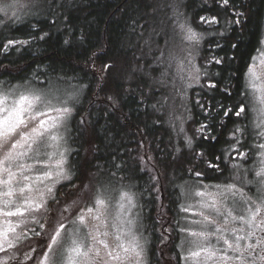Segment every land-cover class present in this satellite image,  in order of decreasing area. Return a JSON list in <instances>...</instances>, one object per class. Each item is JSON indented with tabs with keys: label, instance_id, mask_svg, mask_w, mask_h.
<instances>
[{
	"label": "trees",
	"instance_id": "1",
	"mask_svg": "<svg viewBox=\"0 0 264 264\" xmlns=\"http://www.w3.org/2000/svg\"><path fill=\"white\" fill-rule=\"evenodd\" d=\"M176 4L203 35L199 65L204 79L189 94L190 148L180 146L165 124L161 89L151 78L161 70L153 60L161 36L153 29L168 25ZM213 16L218 23L200 19ZM33 17L0 29V82L82 87L70 131L71 183L78 186L73 193L84 184L94 189L121 182L136 193L151 227L159 215L152 207L157 181L169 180L177 198L178 184L200 179L196 172L210 180L228 177L222 163L228 135L243 121L234 111L223 113L247 103L244 74L258 44L264 0H230L227 11L219 0H48ZM237 19L239 24L230 23ZM9 39L30 42L5 50ZM105 64L112 67L105 70ZM203 123L206 127L198 132ZM243 140L253 143V138ZM209 162L221 164L219 171L208 168ZM71 197L59 199L63 204ZM153 240L161 241L155 232Z\"/></svg>",
	"mask_w": 264,
	"mask_h": 264
},
{
	"label": "snow or ice",
	"instance_id": "2",
	"mask_svg": "<svg viewBox=\"0 0 264 264\" xmlns=\"http://www.w3.org/2000/svg\"><path fill=\"white\" fill-rule=\"evenodd\" d=\"M36 3L37 0H0V14L20 21L24 16L35 15L32 8ZM219 5L227 11L230 0H219ZM233 15L243 14L234 12ZM200 19L202 22L218 23L216 16L210 20L205 17ZM2 23L3 20H0ZM230 23L239 24L240 20ZM180 27L183 29L185 26L181 24ZM185 39L198 40L199 36L188 28ZM29 42L9 39L3 47L7 50L13 45L23 46ZM258 52L264 55V39L259 41ZM215 62L220 63L218 60ZM111 67L110 64L104 65L105 70ZM252 71L250 65L246 75ZM43 83L47 87L34 89L26 82L5 92L3 82H0V252L6 257L0 258V264H21L15 253L19 250L18 245L26 240L29 241V252L24 254L23 260L27 264H132L133 261L135 264H145L146 250L133 232V220L126 215L135 206L133 195L121 192L118 209L124 211H118L115 218L118 224L109 223L110 198L107 196V186L103 184H97L94 189L84 184L79 188L76 199L60 207V189H64L66 184L71 185L62 193L65 197L78 189V186L71 184L74 173L67 166L68 150L62 149L64 137L60 131L73 112L68 105L75 100L76 94L63 92L51 81ZM18 87L25 90L15 97L13 105L9 107L6 102ZM246 87L256 89L251 81ZM257 99L264 105V95ZM233 111L236 117H240L247 112V105L242 103L238 109L233 107L223 114L230 116ZM257 117L256 127L261 129L259 136L264 137V107L260 108ZM205 127L201 125L197 131L202 132ZM243 131L236 127L232 138L235 139L236 133L243 135ZM236 145L243 147L239 140H236ZM254 147L264 150V143ZM238 155L245 159L249 156L245 152H238ZM259 156V166L251 170L252 179H241V164L231 165L237 170L233 179L240 181L241 186L235 182L213 185L217 189L214 193L200 190L201 187L207 189V185H197L191 192L185 186H180L181 197L201 198L196 202L199 210L195 212L200 219L184 217L188 224L198 225L201 230L179 229L186 235L177 247L183 250L185 245L189 246L187 254L180 256L184 264L193 261L201 264L202 255L203 264H264V198L257 203L243 191V185H254L258 192L264 193V151ZM219 159L221 157H217ZM207 167L219 171L220 166L209 162ZM203 175V172L195 173L197 178ZM89 192L91 196L81 206V200ZM204 197L209 199L205 200ZM228 201H231L232 207L226 206ZM53 202L55 207H52ZM239 204L248 205L247 216L233 213V208ZM221 206H225L224 212ZM193 207L182 204L180 211L188 212ZM205 210L214 212L215 217L206 215ZM73 212L75 215H72ZM121 215L124 219L120 218ZM220 217L222 223L217 219ZM10 218H17L16 222ZM18 228L26 229L31 237H27L23 231L18 233ZM212 238L216 244L211 243ZM31 239L36 240V246L32 245Z\"/></svg>",
	"mask_w": 264,
	"mask_h": 264
},
{
	"label": "rangeland",
	"instance_id": "3",
	"mask_svg": "<svg viewBox=\"0 0 264 264\" xmlns=\"http://www.w3.org/2000/svg\"><path fill=\"white\" fill-rule=\"evenodd\" d=\"M48 0H37L36 5L32 8V11L35 12V15L30 16H24L20 21H14L12 19H8L4 17L2 14H0V20H3V23L0 24V29L3 27L7 28L9 26H13L16 24H20L23 22L28 21L27 19H33V16H38L42 9L43 4L46 3ZM9 15H11V11L9 12ZM183 24L185 27L182 29L180 25ZM191 28L193 32L197 33L199 36L198 40H187L185 39V36L187 35V29ZM154 34L155 36H161V42H156L154 44V63H158L161 66V70L155 75H152L151 78L153 80L154 85H158L161 89L160 91V97L162 100V104L164 106V122L170 128V132L176 137V139L179 140L180 146L185 148H190V146L193 144V138L192 135L188 129V121H189V108H190V89L191 88H199L202 86V81L204 79V72L201 69L199 65V56L201 52L202 47V39L203 35L194 29L191 24L188 21L187 14L183 11L179 5H173L171 8V12L168 15V25L166 27L164 26H158L154 27ZM252 66V63L250 64ZM248 71V70H247ZM249 75L247 74V78ZM28 84L31 85L34 89H40L45 88L47 85L39 84V83H32L29 81H26ZM26 82L23 83H15L12 85H3V90L7 92L9 89L13 88V86H20L25 85ZM52 83L59 89H61L63 92H74L75 100L69 103V107L73 108V112L71 116L67 119L65 125L60 129L61 134L64 137V142L62 143V149H67V160H68V167L70 168L71 172V165H70V154L72 151L71 145H70V131H71V122H72V115L74 113V106L76 100V96L80 94L81 86H74V85H62L58 83ZM81 87V88H80ZM25 89L23 87H18L16 89V92L14 95H10L9 99L7 100V105L11 107L13 105L14 99L16 96H18L21 92H23ZM247 108L249 110H252L251 115H247L248 125L255 129L256 124L258 123V117L257 113L259 112L261 107H264V105H261L259 103V100L257 99L258 95L253 90L251 91L250 87H247ZM197 100V99H195ZM2 106V105H0ZM253 109H256V111H253ZM243 119V116L242 118ZM236 140L242 141V135L240 133H236L235 139L230 137V143L227 146L228 148L225 149L224 155H226L227 158L230 157L228 160L224 156V170L228 173L227 180L230 179L233 181V177L236 175L237 170L233 169L231 165L236 161L238 158H241L236 151H239L240 148L235 144ZM190 141V143L188 142ZM244 141V140H243ZM234 142V143H232ZM233 145H236L234 148ZM238 148V150H237ZM149 159L153 161V158L150 156ZM259 160L257 162L256 166H259ZM31 161H29L30 163ZM255 162H252L250 164L251 167L255 166ZM73 173V172H72ZM37 173H33L35 175ZM7 178V177H4ZM162 184V194L160 191V185ZM72 184V183H71ZM89 185V184H88ZM197 185H207L202 184L197 179L194 180H188L185 182H181L178 184V197L174 198L172 194V188L170 189L171 182L169 180L164 181H157L156 185V194L152 199V207L158 209L159 215H156L152 218V222L150 223L151 227H149V223L146 222L147 216L144 213V210L142 209L141 205L139 204L138 197L136 193L133 191V189L129 187H125L119 182L116 186L113 185L112 187H108L107 196L110 198V208H109V214H110V220L109 223L116 222L119 223L118 220L115 218L117 217L118 211L123 212L124 210L118 209V201H120V194L121 192H128L129 194L133 195V201H134V207L131 208L130 211H127L126 215L128 219L133 220V232L139 239V241L143 244L145 248V255H144V261L145 264H148V257L147 254L149 252V247L151 245V242L153 240V234L155 232L158 239H161L163 237L161 230L162 225L169 220V225L166 227V231L171 232V235L177 239L178 241L175 244V247L177 251L180 252L182 250L181 248L177 247L181 243V239L186 235L185 233H181L179 231L180 228H190L191 230H195L198 225H190L186 222L184 217H187L189 219H196L193 215L195 212H197L199 209L196 206V202L200 200L199 197H181L180 196V186H185L186 189L191 192L196 188ZM65 186H68L67 184ZM127 186V185H126ZM207 189H204L201 187L200 190H206L209 193H214L217 191L216 188L212 187L211 185H207ZM42 187V186H41ZM71 187V185H70ZM67 189L65 187L64 189H60V193H58V196L60 199L66 200L67 198L62 195V193ZM167 193V195H166ZM91 192L88 193V196L86 195L81 200V206H83L85 203H87L89 197L91 196ZM35 195V192L33 193ZM74 196V197H71ZM78 196L77 193H73L71 195H68V197H71L68 201L65 203H61L60 201V207H63L64 204L69 203L71 200L76 199ZM180 196V197H179ZM65 197V198H64ZM205 200H208V197H204ZM210 202V201H209ZM230 202V201H229ZM229 202H226L227 204ZM187 206L189 204L194 205V207L188 211V212H181L180 207L181 205ZM52 207H55V203L53 202ZM128 208V205L126 204L125 209ZM223 210V206H221V211ZM206 211V210H205ZM206 214V213H205ZM72 215H75V212H73ZM121 219H124V216L121 215ZM13 220V222H16L17 218H10ZM29 227H32V225H29ZM196 227V228H195ZM26 236H31L30 232L25 233ZM36 241L35 239H31L30 242L33 243ZM29 241H25L21 247L26 246ZM157 242V241H156ZM187 246V245H185ZM184 246V247H185ZM20 247V249H21ZM178 252V253H179ZM191 264H194L193 262H190Z\"/></svg>",
	"mask_w": 264,
	"mask_h": 264
},
{
	"label": "flooded vegetation",
	"instance_id": "4",
	"mask_svg": "<svg viewBox=\"0 0 264 264\" xmlns=\"http://www.w3.org/2000/svg\"><path fill=\"white\" fill-rule=\"evenodd\" d=\"M261 39H264V20H263V24H262V28H261V32H260V36H259V40H258V44L257 47L255 49V51L252 53V55L249 58L248 61V65L244 74V87H245V94L247 93V87L246 85L249 83V81H251V83L256 85V89H253L250 87L251 91L253 90L254 92H256V94L259 96L264 95V55H261L258 52V48H259V41ZM256 57L255 60H253V57ZM252 63V73L248 74L249 77L247 78V70L250 66V64ZM247 97V94H246ZM252 110H249L247 108V112L244 115H241L240 117L242 118L243 116V125L242 126H237L240 127L241 129H243V135L240 133V135H242V138H246V142L248 139L253 138V143L249 146V144H244L243 140L241 141V143L243 144V147L237 145L240 150L236 151V153L238 152H245L248 153L249 156L247 159H245L244 157L238 158L235 163H239L241 164L243 167L239 169V175L241 177V179H252V171L257 165L258 159H260L259 153L261 151L260 148L258 147H254L256 145H259L261 143H264V137H260L259 136V132L261 131V129L255 127V129L251 128L248 125V120L246 119V115L250 114L251 115ZM203 125H205V123H203ZM230 134L228 136L232 137V133L233 131L229 132ZM240 141V140H239ZM234 143V142H232ZM236 144V143H235ZM228 148V147H227ZM238 150V148H237ZM225 158L226 155H224ZM228 160L230 159L227 158ZM217 161V160H216ZM224 161V159H223ZM252 162H255V166L251 167L250 164ZM219 163V162H218ZM224 163V162H222ZM221 165V164H219ZM259 165V164H258ZM199 182H201L202 184H207V185H218V184H226V183H231V182H235L237 183L238 186H241L240 181H231L230 179L227 180V177L225 178V180H210L209 178H207L206 176H202L200 177V179H198ZM243 191L247 194V196L252 197L253 200L257 201V203L260 202L261 198H264V193L258 192L257 191V186L254 185H243ZM229 202V201H228ZM227 207H232L231 201L227 204ZM247 207L248 205H243V204H239L236 207L233 208V213L235 215H245L247 216ZM253 208L255 207L254 205L252 206ZM225 211V206H223V210L222 212ZM206 215H212L213 217H215V213L214 212H210L209 210L205 211ZM196 219H200L199 216H196L195 214L193 215ZM220 220V222H223L222 217L217 218ZM169 220L166 221V223H164V226L161 230V233L163 235V237L161 238V241L159 242H151V245L149 247V252L147 254L148 257V264H184V261L180 259V256L187 254L188 250H189V246H185L183 248V250L177 251L175 244L177 242L174 241H178L177 239H175L172 235L171 232L166 231V227L169 225ZM238 224V222H237ZM231 226V225H230ZM196 228V227H195ZM39 230V229H37ZM196 231L201 230L200 226H197V228L195 229ZM23 231L24 233L27 232L26 229H17V232H21ZM27 237H31L30 235ZM13 238L12 235L10 234V239ZM198 243H200V241H198ZM211 243L212 244H216V240L214 238L211 239ZM25 243H22L20 245H18L19 250L16 251V256L19 258L21 264H27L26 261L23 260V256L25 253L29 252V249H26V246L21 247V245H23ZM33 246H36V241H34L32 243ZM206 246V245H205ZM21 247V249H20ZM192 250H196L195 248H192ZM179 252V253H178ZM9 254H11V250H9ZM0 258H6L5 254L3 252H0ZM201 260V264H203V255L200 257ZM132 264H135V262L133 261ZM191 264V263H190ZM195 264V262H194Z\"/></svg>",
	"mask_w": 264,
	"mask_h": 264
},
{
	"label": "water",
	"instance_id": "5",
	"mask_svg": "<svg viewBox=\"0 0 264 264\" xmlns=\"http://www.w3.org/2000/svg\"><path fill=\"white\" fill-rule=\"evenodd\" d=\"M160 191H161V195H163V194H162V184H160Z\"/></svg>",
	"mask_w": 264,
	"mask_h": 264
}]
</instances>
